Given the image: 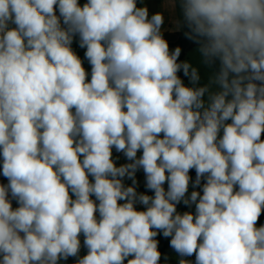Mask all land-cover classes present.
I'll return each mask as SVG.
<instances>
[{
	"label": "clouds",
	"instance_id": "9594fccd",
	"mask_svg": "<svg viewBox=\"0 0 264 264\" xmlns=\"http://www.w3.org/2000/svg\"><path fill=\"white\" fill-rule=\"evenodd\" d=\"M179 2L185 35L220 60L207 107L208 87L178 76L199 80L169 49L162 12L0 0V264L77 257L81 234L76 264H160V233L196 264H264V0ZM140 169L153 196L136 190ZM192 169L205 182L188 196Z\"/></svg>",
	"mask_w": 264,
	"mask_h": 264
},
{
	"label": "crops",
	"instance_id": "0c3cea01",
	"mask_svg": "<svg viewBox=\"0 0 264 264\" xmlns=\"http://www.w3.org/2000/svg\"><path fill=\"white\" fill-rule=\"evenodd\" d=\"M86 2H87V0H79V3L81 5H83ZM137 5H138V7H145L146 6L148 8V11H149V16H151L152 14H155L157 12H162L164 15V24H163L161 30H162L164 39L167 40L168 44L174 43L177 41L178 33L183 31V29H184L183 11H182L179 0H137ZM56 14L59 16L58 7L56 9ZM71 47H72L73 51L82 60L83 67L85 68L86 72L89 74L88 79H90L91 65L88 63L87 59L85 58L86 48H81L79 46V37L78 36L74 37ZM200 47L201 46L194 47L189 52H187L186 57L184 59V62L187 61V59H188V57L192 51H195V49H200ZM169 49L174 50L175 47H172L169 45ZM198 53L200 54L199 57L202 58V53L201 52H198ZM214 61H215V64H213L214 67L219 70V68H221L220 60L217 58ZM196 62H198V61H196ZM209 78H210V83L208 85L209 91L206 92L205 95L207 94L210 96L211 94L219 92L221 89L219 88L218 84L215 83L216 76L214 74H210ZM185 86L197 87L196 84L191 82V80L188 76H187ZM205 95H204L203 99L205 101V107H207L208 104L210 103V100H209V97H207ZM220 135L222 136V132L220 133ZM137 155L139 157L140 155H142V152H138ZM113 159L115 160V163L117 166H120L122 164L129 162L122 152H117L115 149H113ZM1 172H2V168L0 165V179H1ZM90 179H91V177H90ZM135 179L137 181L136 190L138 193H144V194H147L150 196L154 195V193L143 191L140 189L141 187H146L145 186L146 185L145 174H144L142 169H140L136 172ZM124 183L126 186L132 185V181L128 178L124 179ZM93 199H94V197H93ZM13 201H15V200H12V202ZM121 203H123V201H121ZM137 204H139V203H137ZM140 205H142V204H140ZM186 208H188V206H186ZM186 208H184V209H186ZM97 216H98V213H97ZM79 238L81 241V248H80L78 256L77 257H69L67 260L61 259L58 261V264H76V262L79 258H82L84 255L87 254L88 250L83 244V241H84L83 235L81 234V236ZM174 251L175 250L173 249L171 255L174 253ZM171 255L161 256V259L163 260L162 264H166L165 257H170ZM129 258H131V257H129ZM173 261L175 263L179 264V259H175ZM124 264H127V260H125Z\"/></svg>",
	"mask_w": 264,
	"mask_h": 264
},
{
	"label": "trees",
	"instance_id": "16d2710c",
	"mask_svg": "<svg viewBox=\"0 0 264 264\" xmlns=\"http://www.w3.org/2000/svg\"><path fill=\"white\" fill-rule=\"evenodd\" d=\"M190 32V29L187 27V25L184 23V29L183 31H181L180 33H178V39L176 42L174 43H170L169 45L172 47H180L181 48V54L178 58V62H184V59L186 57L187 52H189L192 48L197 47V46H201L199 43H197L195 41V39H189L185 33ZM203 39V38H201ZM213 64H215V61H212ZM178 76L181 78L183 84H186V80H187V76H185L183 74V70H181L180 72H178ZM264 138V135H262V139ZM0 165L2 168V156H0ZM189 175L191 177L190 183L193 184L195 179H196V173H195V169L190 170ZM202 181H204L202 179ZM8 180L7 178L3 177L2 172H1V179H0V184H7ZM165 189L167 190V183H165L164 185ZM143 191H147V192H151L154 193L152 190L147 189L146 187H141L140 188ZM12 206L14 208L18 207L19 205L17 204L16 201L12 202ZM136 209L139 211L142 210H146V206L144 205H140V204H136L135 205ZM186 208V205H184L183 203H180L177 205V209H184ZM257 223L260 226H264V212H262L260 218L258 219ZM159 241L158 244V250L161 252V256H169L171 255L173 249L170 247V240L171 237H163L162 233L158 234V236L155 238ZM163 263V260L161 259L160 264ZM191 263L192 264H196L195 262V255L193 254L191 256Z\"/></svg>",
	"mask_w": 264,
	"mask_h": 264
},
{
	"label": "rangeland",
	"instance_id": "374dc122",
	"mask_svg": "<svg viewBox=\"0 0 264 264\" xmlns=\"http://www.w3.org/2000/svg\"><path fill=\"white\" fill-rule=\"evenodd\" d=\"M198 52H200L199 49H195V51H192L186 62H188L192 68H195L197 70V73L199 75V80L195 83L196 86L197 87H204V86L209 87L208 85L210 83V78H209L210 74H214L215 76H217L219 71H220V68H219V70L217 68H215L212 61H211L212 64L210 62H206L205 57H203V55H202V58H200L199 57L200 54ZM196 61H198V62H196ZM218 86L221 89L219 84H218ZM205 96L210 97L207 94ZM228 99H231V97L229 96ZM230 122L231 121H228L227 123H230ZM221 132H222V130H221ZM204 182L205 181H201L200 186H194V184L189 183V191L186 195L190 196L192 191H199L202 194V185ZM181 203H183V202H181ZM177 211L181 214L185 211H190V212L194 213L195 212V205L193 204L191 207L188 206V208H186V209H177ZM256 226L259 227L260 225L257 223ZM175 259H179V260L180 259H186L190 262V264H192L191 263V256L190 257H181L175 251L170 257H165L166 264H177L173 261Z\"/></svg>",
	"mask_w": 264,
	"mask_h": 264
},
{
	"label": "built area",
	"instance_id": "2783aa9c",
	"mask_svg": "<svg viewBox=\"0 0 264 264\" xmlns=\"http://www.w3.org/2000/svg\"><path fill=\"white\" fill-rule=\"evenodd\" d=\"M14 26V25H13Z\"/></svg>",
	"mask_w": 264,
	"mask_h": 264
}]
</instances>
